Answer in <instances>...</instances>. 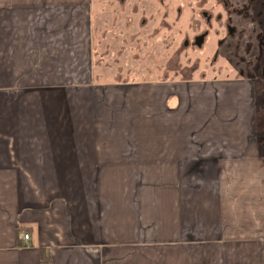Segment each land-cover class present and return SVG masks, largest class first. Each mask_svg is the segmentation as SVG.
<instances>
[{
  "label": "crops",
  "instance_id": "1",
  "mask_svg": "<svg viewBox=\"0 0 264 264\" xmlns=\"http://www.w3.org/2000/svg\"><path fill=\"white\" fill-rule=\"evenodd\" d=\"M97 6L0 0V264H264L253 81L230 115L209 86L101 80Z\"/></svg>",
  "mask_w": 264,
  "mask_h": 264
},
{
  "label": "rangeland",
  "instance_id": "2",
  "mask_svg": "<svg viewBox=\"0 0 264 264\" xmlns=\"http://www.w3.org/2000/svg\"><path fill=\"white\" fill-rule=\"evenodd\" d=\"M101 1L108 2L104 7L98 0L94 14V22L97 21L96 62L98 72H105L101 80L135 81L141 84H148L147 81L157 84L171 83V87L177 93L176 96H172L177 98L173 103L180 98L179 93L181 94L180 90L184 85L186 91H188L187 85L198 87L194 88L196 91H201V86H209L211 95L225 97L230 101L228 111L230 115L236 113V104L239 105L240 102L236 98L237 91L230 89L226 92L225 86L234 85L235 88L240 83L247 84V81H253L257 87L258 98L257 116L254 121L258 133L256 140L259 141L260 147H264V32L257 38V43L255 39L252 40L254 45L252 41H246L253 46L252 55L256 56L249 61L255 70L247 69L246 60L250 57L235 49L233 42L228 41L222 46L217 44L218 37L223 35L221 32H214L201 49L184 45L183 35L186 32L192 37L200 31L197 27H194L195 32L190 29L186 13L176 19L175 7L181 4L185 9L186 0H175L173 3L171 1V4L164 5L157 2L156 6L152 4L155 2L153 0L152 2L139 0L141 7L146 6L145 13L141 9L139 14H137V0H129L131 3L126 7L123 5V0ZM262 6L256 7L258 13L262 11ZM165 13L169 15L164 17ZM142 15L148 20L143 26L140 22ZM163 20L165 22H162ZM247 44L244 45L245 48ZM258 52L262 53L260 58ZM236 64L244 66V71H238ZM196 95L199 97V94ZM201 114L200 112L197 116L200 121H202ZM203 125L208 126V123L203 122ZM238 126L237 122L225 121L223 129L235 130Z\"/></svg>",
  "mask_w": 264,
  "mask_h": 264
},
{
  "label": "flooded vegetation",
  "instance_id": "3",
  "mask_svg": "<svg viewBox=\"0 0 264 264\" xmlns=\"http://www.w3.org/2000/svg\"><path fill=\"white\" fill-rule=\"evenodd\" d=\"M140 1L142 2L144 0H140ZM149 1L152 2V0H148V2ZM153 1L155 2L152 4H154L155 6L157 5V2H160L163 5L167 3L171 4V1L172 3L175 2V0H153ZM186 1L187 3L185 5L186 6L185 9H183V6L181 4L175 7L177 13L176 19L183 17V15L186 13V17L188 18V23L191 26L190 29L195 32L196 29H194V27H197V29L200 28V31L199 34L198 33L194 34L192 37L189 33L186 32V34L183 35L185 37L183 40L184 45L188 47L191 45L194 48L201 49L204 47L206 40L210 38V36H212L214 32L217 33L221 32L223 35H221V37H218L217 44L222 46L224 43L228 41L233 42L235 49L241 51L242 54L250 57L246 60V66H247L246 68L254 69L253 65L249 64L250 63L249 61L256 56L252 55L253 46L247 44L246 41H252L253 39H255V43H257V38L261 33L264 32V7H263L264 0H186ZM127 2H126L127 4L131 3L129 0H127ZM126 3H124L123 0L124 7H126L127 5ZM137 4H138L137 14H139L141 9H143V13H145L146 6L143 5L141 7L139 4V0H137ZM261 5H263L261 7L262 11L258 13L256 7ZM167 15L169 14L165 13L164 17H167ZM147 21L148 20L145 16L141 17V21H140L141 26L146 25ZM162 22H165V20H163ZM214 26H216L215 30H214ZM252 43L253 45L255 44L253 41ZM246 44L247 46L245 48L244 45ZM258 53L260 55L259 56L260 58L262 56V53L261 52ZM243 67H241V65H237V70L243 72L245 69V67L244 69ZM254 85L256 86L255 83ZM256 99L258 100L257 94H256Z\"/></svg>",
  "mask_w": 264,
  "mask_h": 264
},
{
  "label": "built area",
  "instance_id": "4",
  "mask_svg": "<svg viewBox=\"0 0 264 264\" xmlns=\"http://www.w3.org/2000/svg\"><path fill=\"white\" fill-rule=\"evenodd\" d=\"M23 238H24L26 241L29 240V238H30V234H29V233H26V234L24 235Z\"/></svg>",
  "mask_w": 264,
  "mask_h": 264
}]
</instances>
